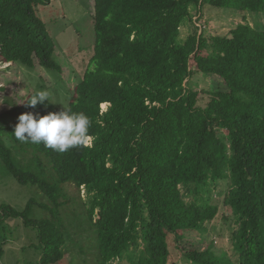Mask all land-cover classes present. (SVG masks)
Instances as JSON below:
<instances>
[{
  "label": "trees",
  "instance_id": "obj_1",
  "mask_svg": "<svg viewBox=\"0 0 264 264\" xmlns=\"http://www.w3.org/2000/svg\"><path fill=\"white\" fill-rule=\"evenodd\" d=\"M49 4L0 0V62L33 69L36 58L57 83L64 70L38 16ZM88 5L92 55L75 62L80 75L64 107L89 116L90 145L60 153L15 138L21 114L64 109L50 96L32 108V92L0 112V159L42 198L21 211L2 208L0 256L1 227L17 219L35 231L41 264H59L68 252L76 253L69 264L133 262L140 247L134 264H169L177 252L186 264H264V28L240 23L212 37L198 25L206 8L264 18V0ZM197 76L213 80L210 90L193 88ZM219 182L226 191L217 203L210 195ZM35 206L45 214L33 216ZM226 215L236 226L234 262L204 236L208 223ZM189 232L202 243L187 246Z\"/></svg>",
  "mask_w": 264,
  "mask_h": 264
},
{
  "label": "rangeland",
  "instance_id": "obj_2",
  "mask_svg": "<svg viewBox=\"0 0 264 264\" xmlns=\"http://www.w3.org/2000/svg\"><path fill=\"white\" fill-rule=\"evenodd\" d=\"M88 6V0H50L49 5L39 8L38 16L44 22L56 48L55 59L64 71L60 75V79L58 78L60 81L56 83L54 72L38 66L36 58H34L35 67L33 69L21 64L0 62V112L8 110L13 105L22 104L30 93L37 90H47L52 102L59 103L63 107L66 106L69 85L76 82V75H80L75 62H78L79 58H83L82 65L84 61L88 63L90 55H92L94 35ZM240 23H248L259 29L264 28V18L260 15L210 10V8L204 10L198 25H202L208 36L217 37L228 35ZM212 81L211 78L197 76L191 80V83L194 89L201 91L210 90ZM202 104L205 103L202 102ZM107 106L106 104L101 105V111H106ZM90 142L91 140L88 145ZM10 145L11 142H9ZM225 191L226 182H219L212 189L210 196L212 200L220 203ZM69 195L72 193L69 192ZM80 196L85 200L86 196L82 188ZM192 198L193 196L186 197V200ZM31 199L35 203H40L42 198H39V191L31 185H19L7 172L0 159V215L4 206L21 211ZM44 214L45 212L40 207H34L33 216L39 218ZM226 216L228 219L221 218L215 223H208L207 233L204 236L211 242L212 249L217 254L224 253L234 262L237 257L230 238L231 232L236 226L230 220L229 215ZM1 230L4 231L6 243L0 256V264H41V250L32 228L23 226L17 219H8ZM185 242H188L187 246H191V244L202 243V240H200V235L189 232L186 234ZM141 249L142 247L133 253V262H137ZM72 255L75 256L76 253H66L59 264H69L68 261ZM133 262L126 258L121 261L116 260L113 264H134ZM169 264H186V262L177 252L175 256L171 257Z\"/></svg>",
  "mask_w": 264,
  "mask_h": 264
},
{
  "label": "clouds",
  "instance_id": "obj_3",
  "mask_svg": "<svg viewBox=\"0 0 264 264\" xmlns=\"http://www.w3.org/2000/svg\"><path fill=\"white\" fill-rule=\"evenodd\" d=\"M49 95L47 90H37L28 98L26 106L35 108L38 104H45L49 102ZM91 126L89 116L64 107L59 112H49L43 116L32 112L21 114L13 134L21 142L43 144L63 153L74 147L88 145L92 139L89 135Z\"/></svg>",
  "mask_w": 264,
  "mask_h": 264
},
{
  "label": "bare ground",
  "instance_id": "obj_4",
  "mask_svg": "<svg viewBox=\"0 0 264 264\" xmlns=\"http://www.w3.org/2000/svg\"><path fill=\"white\" fill-rule=\"evenodd\" d=\"M102 106H104V104Z\"/></svg>",
  "mask_w": 264,
  "mask_h": 264
}]
</instances>
